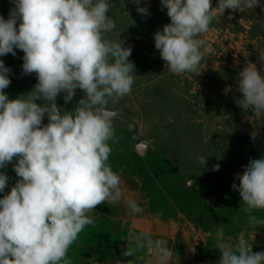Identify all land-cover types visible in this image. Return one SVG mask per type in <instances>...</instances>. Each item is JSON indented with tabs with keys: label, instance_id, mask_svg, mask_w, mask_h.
Wrapping results in <instances>:
<instances>
[{
	"label": "clouds",
	"instance_id": "clouds-1",
	"mask_svg": "<svg viewBox=\"0 0 264 264\" xmlns=\"http://www.w3.org/2000/svg\"><path fill=\"white\" fill-rule=\"evenodd\" d=\"M139 5V0H132ZM260 0H160L170 23L154 33V47L174 75L197 72L209 53L201 38L225 9H253ZM8 17L0 16V57L22 50V71L35 73L34 88L14 99L5 89L10 69L0 60V169L12 162L19 179L0 198V264H72L70 246L93 224L95 206L116 204L124 198L121 178L109 163L115 143L113 121L117 116L109 103L128 95L134 83V66L127 60L131 48L107 33L115 28L108 15L109 0H12ZM137 12L148 15L144 7ZM264 66V52H259ZM238 106L264 120V72L247 63L238 73ZM84 96L70 111L65 103L75 89ZM36 101H40L37 103ZM47 124H43L44 116ZM254 140V138H253ZM202 166L205 156L198 157ZM214 165L213 170H218ZM8 177L0 172V193ZM246 210H264V156L254 159L233 189ZM131 213L143 209L126 201ZM249 221L264 224L249 216ZM251 239V236L249 237ZM135 247L125 256L145 249L152 264H168L172 255L168 241L153 239L148 232L134 235ZM216 249L219 264H264V252L253 253L240 239L225 242L219 233Z\"/></svg>",
	"mask_w": 264,
	"mask_h": 264
},
{
	"label": "rangeland",
	"instance_id": "rangeland-1",
	"mask_svg": "<svg viewBox=\"0 0 264 264\" xmlns=\"http://www.w3.org/2000/svg\"><path fill=\"white\" fill-rule=\"evenodd\" d=\"M217 0H211L215 8ZM144 7L148 15L137 12ZM12 0H0V16L8 17ZM108 15L115 28L107 38L131 48L127 57L134 66L131 92L108 107L115 117V143L109 163L119 174L124 198L116 203L95 206L94 222L70 246L72 264H91L105 252H119L106 243L120 241V233L130 228L131 219L152 215L164 223L186 228L194 240L206 238L244 239L250 246L264 248V224L252 223L249 216L264 220V210H246L233 189L254 159L264 156V120L238 106V73L247 63L264 72L259 52H264V0L253 9H225L202 35L210 49L195 73L174 75L154 47V33L170 23L160 0H109ZM0 57L10 69V84L4 90L9 99L32 90L35 73L22 71L23 52ZM65 103L58 94L55 103L70 111L84 96L75 89ZM40 103V101H36ZM45 115L42 123L47 124ZM254 138V140H253ZM205 156L200 165L198 157ZM12 162L0 169L7 175V194L16 176ZM219 165L218 170H213ZM128 199L143 209L133 214ZM127 232V231H126ZM251 236V239L249 238Z\"/></svg>",
	"mask_w": 264,
	"mask_h": 264
},
{
	"label": "crops",
	"instance_id": "crops-1",
	"mask_svg": "<svg viewBox=\"0 0 264 264\" xmlns=\"http://www.w3.org/2000/svg\"><path fill=\"white\" fill-rule=\"evenodd\" d=\"M130 228L120 233V241L106 245L115 247L119 255L113 256L105 252L103 263L101 259L90 257L91 264H152V257L145 249H139L133 256H125L124 250L135 247L136 242L132 239L134 235L148 232L153 239L160 238L168 241L172 253L168 264H219L221 255L216 249L219 239L206 238L194 240L186 228L178 227L175 223H164L152 215H144L142 218L131 219ZM225 242L236 244V238H224ZM253 253L264 252L261 246H250Z\"/></svg>",
	"mask_w": 264,
	"mask_h": 264
}]
</instances>
